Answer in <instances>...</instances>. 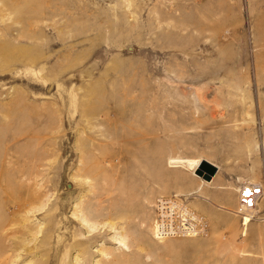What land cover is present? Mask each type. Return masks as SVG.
<instances>
[{
  "label": "rangeland",
  "instance_id": "374dc122",
  "mask_svg": "<svg viewBox=\"0 0 264 264\" xmlns=\"http://www.w3.org/2000/svg\"><path fill=\"white\" fill-rule=\"evenodd\" d=\"M242 181L264 190V0H0V264H264ZM171 193L207 234L154 237Z\"/></svg>",
  "mask_w": 264,
  "mask_h": 264
},
{
  "label": "built area",
  "instance_id": "2783aa9c",
  "mask_svg": "<svg viewBox=\"0 0 264 264\" xmlns=\"http://www.w3.org/2000/svg\"><path fill=\"white\" fill-rule=\"evenodd\" d=\"M238 204L236 213L250 214L262 198L261 185L242 181L236 186ZM153 203V233L161 237H183L186 230L196 235L208 233V221L194 208L189 206L183 195L171 193L159 195Z\"/></svg>",
  "mask_w": 264,
  "mask_h": 264
},
{
  "label": "bare ground",
  "instance_id": "6f19581e",
  "mask_svg": "<svg viewBox=\"0 0 264 264\" xmlns=\"http://www.w3.org/2000/svg\"><path fill=\"white\" fill-rule=\"evenodd\" d=\"M202 159L201 158H194V159H191V158H185V157H181V156H177V157H173L170 159L169 161V164H170V167H173V168H178L179 166H185L187 168H189L190 170H192L194 172V170L196 169V167L199 165L202 164ZM201 177V176H200ZM204 178V177H203ZM205 179V178H204ZM251 183V182H250ZM258 184V183H256ZM261 185V184H260ZM261 188H262V185H261ZM262 193L261 195L263 194V191L264 190H261ZM187 202V201H186ZM255 209L253 208V211ZM87 211V210H86ZM84 212V211H83ZM88 212V211H87ZM87 212H84L81 216H78L77 217L79 218L80 217V220H82L84 222V224L86 223L88 225V222H89V219L92 220V216L90 213H87ZM199 213V212H198ZM252 213V212H251ZM250 213V214H251ZM90 214V216H89ZM201 215V214H200ZM243 219H242V224H244V229L246 228V225L250 222L251 218H250V215H247V214H243ZM206 219V218H205ZM207 220V219H206ZM95 221L93 222V224H89V228L90 227H95L94 225ZM97 224V223H96ZM209 227V226H208ZM90 230V229H89ZM87 230V231H89ZM152 231H153V227H152ZM99 233H101L100 231L97 233L95 231L92 232L91 234V238H88V239H92V238H95V237H98ZM184 236H196V232H193V231H189V230H186ZM154 237L156 239H158L159 241H162L163 239H166V238H174L176 236H172V237H157L155 236V233H153ZM33 236V235H32ZM34 237V236H33ZM87 239V240H88ZM113 239L115 240V244L118 246V248H121L122 250H127L129 251V246H128V243H127V240H126V236L122 235V234H117L113 237ZM17 246V244H16ZM15 247V246H14ZM104 259V258H103ZM103 259L101 261H98L96 264H103ZM80 262L77 260L76 264H79Z\"/></svg>",
  "mask_w": 264,
  "mask_h": 264
},
{
  "label": "crops",
  "instance_id": "0c3cea01",
  "mask_svg": "<svg viewBox=\"0 0 264 264\" xmlns=\"http://www.w3.org/2000/svg\"><path fill=\"white\" fill-rule=\"evenodd\" d=\"M179 167H183V168H187V167H185V166H179ZM187 169H189V168H187ZM190 170V169H189ZM192 171V170H191ZM176 172V171H175ZM193 172V171H192ZM176 174V176H178V177H183V175L185 176V178L186 179H188L190 182H191V184L190 185H188L185 189L184 188H182V190H184V191H188V190H192V189H195L197 186H199V187H202L203 188V190H202V192H206V190H208V188L209 187H207L206 185H204V184H202V182L203 183H209V182H205L201 177H198V176H196L197 174H195L194 172L193 173H191V172H188V171H182V173H180V172H176L175 173ZM181 174V175H180ZM200 179H201V181H200ZM226 188V187H225ZM224 188V189H225ZM227 189V188H226ZM196 192V191H195ZM191 193V192H190ZM193 193V192H192ZM208 193H210V192H208Z\"/></svg>",
  "mask_w": 264,
  "mask_h": 264
},
{
  "label": "water",
  "instance_id": "95a60500",
  "mask_svg": "<svg viewBox=\"0 0 264 264\" xmlns=\"http://www.w3.org/2000/svg\"><path fill=\"white\" fill-rule=\"evenodd\" d=\"M199 166H203L204 169L207 171V172H203L200 168H197L195 170V173L198 175V176H201L202 178L204 177L205 179H208L209 176L214 173V167L211 166V164L205 160L202 161V164L199 165Z\"/></svg>",
  "mask_w": 264,
  "mask_h": 264
}]
</instances>
